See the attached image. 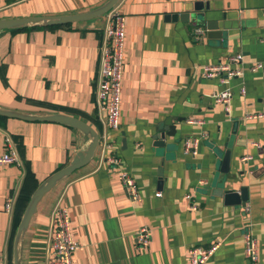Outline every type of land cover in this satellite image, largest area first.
Listing matches in <instances>:
<instances>
[{"label":"crops","instance_id":"0c3cea01","mask_svg":"<svg viewBox=\"0 0 264 264\" xmlns=\"http://www.w3.org/2000/svg\"><path fill=\"white\" fill-rule=\"evenodd\" d=\"M106 1L0 0V19L83 13ZM196 2L202 10H194ZM113 8L124 16L127 35L118 129L106 125L96 104L106 14L0 30V107L75 116L100 137L90 161L39 200L22 240L21 264H47L58 199L68 207L81 247L75 264H188L189 247L213 241L220 245L204 264H251L246 232L257 242L258 264H264V118L253 116L264 113V0H119ZM196 25L206 29L199 40L193 37ZM213 26L218 32L209 30ZM236 53L243 56L241 75L224 83L201 76L204 65ZM256 63L262 66L251 70ZM223 89L232 93L228 111L211 96ZM171 124L175 133L165 136V147L154 146V137ZM5 135L21 163L0 164V257L13 264L16 218L35 188L87 143L65 124L0 115V154ZM186 137L198 139L195 154L184 153ZM111 155L135 180L139 202L127 198L106 161ZM224 176L228 188L244 187L241 204H226L214 192ZM8 199L11 212L5 210ZM141 226L151 232L145 250L135 241Z\"/></svg>","mask_w":264,"mask_h":264},{"label":"built area","instance_id":"2783aa9c","mask_svg":"<svg viewBox=\"0 0 264 264\" xmlns=\"http://www.w3.org/2000/svg\"><path fill=\"white\" fill-rule=\"evenodd\" d=\"M107 23L104 29L105 46L101 51L100 67L98 71V81L96 86V104L106 113L105 122L109 128L118 129L120 126V113L122 104V72L124 65L126 26L124 16L112 8L108 13ZM206 33V29L196 25L193 37L199 40ZM241 53L230 55L225 61L204 65L201 76L206 79H215L221 83L227 79L239 76L243 73V58ZM261 63L251 66V70L259 69ZM243 91V89H241ZM215 103H220L226 111L229 110V103L232 93L229 89H223L211 94ZM249 116V115H247ZM263 117L264 113L253 115ZM198 139L186 137L183 140L184 153H196ZM5 149L0 154V164L20 165L15 146L8 135L4 136ZM249 156L242 157V160ZM106 161L116 169L121 184L124 187L127 198L131 202H139L140 195L135 180L126 170L120 169V159L117 156H107ZM157 196L160 192L156 193ZM191 197L187 195L186 198ZM248 210V205L244 206ZM5 210L11 212L12 201L6 200ZM50 245L47 264H75L74 254L80 249V245L75 239L70 223L68 207L58 199L54 205L50 217ZM151 240V232L148 226H141L136 231L135 241L140 250H145ZM220 245V241H213L208 247L192 246L187 249L188 264H204ZM244 253L251 264H258V245L256 240L248 233H244ZM0 264L2 259L0 257Z\"/></svg>","mask_w":264,"mask_h":264},{"label":"water","instance_id":"95a60500","mask_svg":"<svg viewBox=\"0 0 264 264\" xmlns=\"http://www.w3.org/2000/svg\"><path fill=\"white\" fill-rule=\"evenodd\" d=\"M119 0H107L102 5L96 7L95 9L85 11L83 13L77 14H68V15H44V16H30V17H21V18H10V19H0V30L2 29H14L22 28L25 26H57L64 25L79 21H87L99 16H102L108 13L118 2ZM203 6L201 2H196L194 4V10L200 11ZM187 14L180 15H170V19H183ZM193 17L196 16V12L192 14ZM209 30H214L218 32L216 26L209 27ZM213 32V31H212ZM0 115L5 117L19 118L29 121H48L56 122L71 126L79 130L83 134V141L86 144L84 149L78 151L68 164L62 168L56 170L46 179H44L32 192L25 208L22 213V216L19 220L12 244V258L13 264H21V244L25 234V231L28 227L29 221L33 213L36 211V206L39 200L47 193L52 187L56 185L57 182L63 178L69 176L76 169L86 165L90 159L94 156L95 150L99 144V134L94 130L88 123L82 121L81 119L63 114V113H53L48 115H36L24 111H18L14 109H7L0 107ZM169 121V120H167ZM168 124V122H166ZM174 125H169L165 130L157 134L154 139V146L156 147H165V136H173L175 133ZM228 161H229V152L226 151L222 157V163L220 172L224 175L228 172ZM215 193L221 195L226 204L238 205L242 201L246 200V191L244 187H241L237 190H232L227 187L226 176L219 179L215 184Z\"/></svg>","mask_w":264,"mask_h":264},{"label":"trees","instance_id":"16d2710c","mask_svg":"<svg viewBox=\"0 0 264 264\" xmlns=\"http://www.w3.org/2000/svg\"><path fill=\"white\" fill-rule=\"evenodd\" d=\"M26 27H28V26H26ZM37 27V26H36ZM22 28H25V27H22ZM18 29H21V28H18ZM20 217V216H19ZM19 217H17L16 218V220H15V227H16V225L18 224V222H19Z\"/></svg>","mask_w":264,"mask_h":264}]
</instances>
